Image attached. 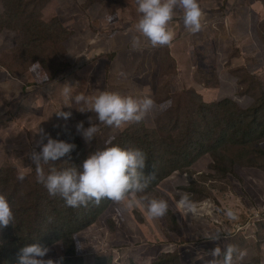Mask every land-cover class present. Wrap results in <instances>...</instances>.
Listing matches in <instances>:
<instances>
[{"label": "rangeland", "instance_id": "1", "mask_svg": "<svg viewBox=\"0 0 264 264\" xmlns=\"http://www.w3.org/2000/svg\"><path fill=\"white\" fill-rule=\"evenodd\" d=\"M199 2L200 32L189 33L177 11L170 46L142 42L132 50L135 0H0V179L16 178L13 185L21 190L12 191L19 198L15 204L28 212L20 226L0 228V264L9 256L5 248L22 249L28 241L57 240L55 248L64 250L67 228L60 227L69 222L68 206L37 182L27 155L41 150L42 134L43 143L49 136L74 143L55 167L78 168L127 128L148 133L156 155L154 170L148 164L144 169L156 173L152 189L137 199H164L169 211L152 218L144 203L124 209L107 199L89 208L88 225L77 234L84 264H154L165 253H178L180 264H210L211 251L228 245L246 253L238 264H264V126L249 128L244 139L229 127L236 109L250 110L264 100V0ZM69 86L71 97L101 91L147 95L156 107L123 130L101 126V135L89 143L76 125L89 127V117L99 121L62 94ZM226 99L236 106H220ZM58 110L71 116L64 119ZM124 146L139 148L130 138ZM182 151L186 157L178 155ZM51 166H44L46 173ZM20 171L23 181L17 179ZM2 189L7 186L0 184V194ZM180 193L197 205V217L177 211ZM228 209L235 219L226 216ZM223 229L230 235L218 241L202 234ZM53 255L50 250L44 259ZM53 260L61 264L57 252Z\"/></svg>", "mask_w": 264, "mask_h": 264}, {"label": "clouds", "instance_id": "2", "mask_svg": "<svg viewBox=\"0 0 264 264\" xmlns=\"http://www.w3.org/2000/svg\"><path fill=\"white\" fill-rule=\"evenodd\" d=\"M137 20L131 35L132 50H140L142 42L151 47L170 46L175 33L170 28V22L179 11L185 29L196 34L203 27V10L199 0H135ZM62 94L71 98L81 112H94L93 122L89 117L90 126L85 128L81 121L76 125L77 132L82 135L86 142H91L97 135H101V126L110 129L123 130L125 127L144 121L156 107L153 98L147 95H121L118 92L101 91L96 95L87 96L79 93L71 97V86L65 87ZM72 107V104L65 103ZM56 114L64 119L71 116V112L62 110ZM43 133V130L40 129ZM42 134L38 143L42 144L40 151L33 149L29 155L35 166L37 182L44 185L50 197H59L65 205L72 208L86 207L90 202L99 205L102 200H109L124 209H132L145 204L147 213L152 218H162L169 211V203L164 199L148 198L146 196L137 199L138 194L144 193L156 178V173L145 174L147 155L138 148H125L114 143V137L106 139V146L90 154L81 166L58 169L55 162L70 154L75 149L74 143L64 140L47 138L43 143ZM45 165L49 167L45 172ZM17 179L23 181L25 173L18 172ZM180 199L175 202L176 209L183 215L189 213L192 217L199 215V209L188 194L180 193ZM118 207V211L120 210ZM226 216L235 219V213L228 209ZM51 219V218H50ZM13 208L3 194H0V228L7 227L10 223L15 224ZM206 240L218 241L221 236L227 238L230 233L227 229L217 230L215 234L202 233ZM82 248L81 244H78ZM49 248L39 243L26 245L18 253L17 264H56L52 259H44ZM210 255L213 259L210 264H238L242 261L245 252L238 251L233 245H228L222 250L215 247ZM223 256L222 260L215 258ZM235 257V258H234Z\"/></svg>", "mask_w": 264, "mask_h": 264}, {"label": "trees", "instance_id": "3", "mask_svg": "<svg viewBox=\"0 0 264 264\" xmlns=\"http://www.w3.org/2000/svg\"><path fill=\"white\" fill-rule=\"evenodd\" d=\"M257 103L262 104V106L255 105L250 110H246V111H242L241 109L237 111L236 109V112H235L236 120H234L229 125V127L233 129V132L241 131L243 139L246 137V133L249 128H253L257 126H264V121L261 119L262 116H264V100L262 101L259 100L257 101ZM231 104L233 103L228 99L223 100L219 103L220 106H224V107H230ZM233 105L236 106L235 104ZM246 119H249V120L247 121ZM236 124H237V128L235 129L234 126ZM149 136L150 135L146 132H143V135H142V134H138V131H130V129L127 128L125 131H123L118 136V138H116V141L113 140V142L120 144L122 147L126 148V146H124V143L128 140V138L136 139L139 145V148L138 147L137 148L141 149L147 155L146 166L148 164L154 170V165L151 162L154 159H156V155H155L154 145L150 141L151 139L149 138ZM127 148H132V147H127ZM203 151L204 150L201 149L199 151V154L202 153ZM181 153L183 157H186L185 151L178 153V155ZM175 161L176 160H173L172 162L174 163ZM179 164L182 165L184 163H182L181 161L180 163L176 162V165L175 164L173 165L178 166ZM144 172L145 174H150V173H147L146 171ZM15 181H16V178L13 175H6L5 178L0 179V184L7 186V191L2 189V194L7 197V199L9 200L13 208V212L15 216L14 223H17L20 226L24 222V220L27 218L28 212L23 211L21 207L18 208L15 204L19 202V198L16 199L14 193L12 194V191L17 192L21 190L20 188L13 185V184H16ZM153 184L156 185V183H153ZM148 189H152V188L149 187ZM94 205L95 204L90 202L86 207L84 206L79 207L80 209H85L84 211H82V213L78 211L79 214L75 213L76 208L68 207V213L70 216L68 220L69 222H66L65 225L61 224V227H60L61 231H64V228L65 229L67 228V232H65L64 234V238L66 239L65 244H64V250L61 249L60 250L61 252L55 248V246L59 245V242L57 240L46 241V239H43V242L38 241V243H41L42 246L48 247L49 252L50 250L54 252L53 257H50V259L53 260L57 252L58 257H60L61 264H84V261H85L84 252L85 251H84L82 243H80V241L78 240L77 234L79 231H81L88 225V223L84 222V220L87 219L89 215V212H90L89 208H94L95 207ZM25 208L28 211L29 204L26 203ZM12 227H13V224H11L10 229ZM17 229L19 228L18 227L16 228V232H18ZM14 236L12 237L13 243H14ZM33 243L34 241H28L27 245H30ZM78 244H81L82 248H79ZM4 251H6L7 254H9V256L8 255L5 256L4 264H17L18 253L20 252V249L18 248L16 249L15 247H12V248H5ZM47 258H49V256H47ZM154 264H180V255L178 253H165L161 255L159 260L155 262Z\"/></svg>", "mask_w": 264, "mask_h": 264}, {"label": "crops", "instance_id": "4", "mask_svg": "<svg viewBox=\"0 0 264 264\" xmlns=\"http://www.w3.org/2000/svg\"><path fill=\"white\" fill-rule=\"evenodd\" d=\"M142 87V86H141Z\"/></svg>", "mask_w": 264, "mask_h": 264}]
</instances>
